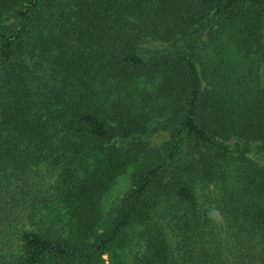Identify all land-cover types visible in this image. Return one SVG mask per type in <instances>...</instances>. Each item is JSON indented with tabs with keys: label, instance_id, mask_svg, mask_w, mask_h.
I'll use <instances>...</instances> for the list:
<instances>
[{
	"label": "trees",
	"instance_id": "16d2710c",
	"mask_svg": "<svg viewBox=\"0 0 264 264\" xmlns=\"http://www.w3.org/2000/svg\"><path fill=\"white\" fill-rule=\"evenodd\" d=\"M0 264H264V0H0Z\"/></svg>",
	"mask_w": 264,
	"mask_h": 264
},
{
	"label": "rangeland",
	"instance_id": "374dc122",
	"mask_svg": "<svg viewBox=\"0 0 264 264\" xmlns=\"http://www.w3.org/2000/svg\"><path fill=\"white\" fill-rule=\"evenodd\" d=\"M126 186H127L126 179H120L118 181V183L116 184V187L114 188V193L115 194H120L121 192H123V190L126 188ZM103 257H104L105 261L107 262L108 256L104 255Z\"/></svg>",
	"mask_w": 264,
	"mask_h": 264
},
{
	"label": "clouds",
	"instance_id": "9594fccd",
	"mask_svg": "<svg viewBox=\"0 0 264 264\" xmlns=\"http://www.w3.org/2000/svg\"><path fill=\"white\" fill-rule=\"evenodd\" d=\"M218 215H219L218 210H212V211H210V213H209V217H210V219H215Z\"/></svg>",
	"mask_w": 264,
	"mask_h": 264
}]
</instances>
